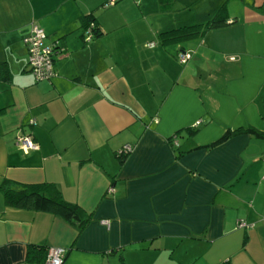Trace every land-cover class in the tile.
Wrapping results in <instances>:
<instances>
[{"label":"crops","instance_id":"0c3cea01","mask_svg":"<svg viewBox=\"0 0 264 264\" xmlns=\"http://www.w3.org/2000/svg\"><path fill=\"white\" fill-rule=\"evenodd\" d=\"M108 1L0 0V187L51 182L91 217L79 232L0 189V264H35L31 244L66 249L62 264H264V137L245 131L264 132V0H213L201 15L198 0L134 15L130 0L99 11ZM223 5V24L161 41ZM31 22L57 41L50 79L29 70ZM22 133L37 149L16 147Z\"/></svg>","mask_w":264,"mask_h":264},{"label":"trees","instance_id":"16d2710c","mask_svg":"<svg viewBox=\"0 0 264 264\" xmlns=\"http://www.w3.org/2000/svg\"><path fill=\"white\" fill-rule=\"evenodd\" d=\"M224 13L225 6L223 5L207 21L162 31L159 33L160 39L162 42H177V40L201 34L208 29L223 24L225 22ZM83 21L84 27L88 26L90 23H93L94 35L98 27L96 26V23L93 22L94 20L92 17L86 16ZM2 76L5 78L7 75L6 73H3ZM194 131L195 129L190 130V132ZM245 131H248L258 137H264V132L252 128H247ZM239 132H241L240 129L228 130L212 145H215L218 142H221ZM126 155H121V158L125 157ZM0 189L4 195L6 204L51 212L52 214L60 216L74 224L79 232L89 223L91 219L90 214L86 212L80 205L65 200L57 186L51 182L28 183L15 187L14 183L11 181L4 180ZM48 249L49 247L43 244L29 245L26 251V261L29 263L44 264ZM65 255L66 252L64 254V258ZM216 264H231V262L226 260Z\"/></svg>","mask_w":264,"mask_h":264},{"label":"built area","instance_id":"2783aa9c","mask_svg":"<svg viewBox=\"0 0 264 264\" xmlns=\"http://www.w3.org/2000/svg\"><path fill=\"white\" fill-rule=\"evenodd\" d=\"M115 0H110L106 6L114 4ZM84 38L90 41L93 38V23H90L84 28ZM46 34L44 30L36 23H30L28 34L23 38V43L27 48L28 67L36 81L50 79L55 75L53 67V54L58 51L57 41L46 43ZM148 46H153V43H148ZM191 56L188 51H178L177 57L180 63H185ZM33 124L34 121L30 120ZM16 147L28 152L31 149H37L38 145L29 133L19 134L15 138ZM131 146L126 145L119 151V155H126L130 152ZM244 220H238L236 226L243 228L248 226ZM66 249L62 247H49L47 257L44 264H62Z\"/></svg>","mask_w":264,"mask_h":264},{"label":"rangeland","instance_id":"374dc122","mask_svg":"<svg viewBox=\"0 0 264 264\" xmlns=\"http://www.w3.org/2000/svg\"><path fill=\"white\" fill-rule=\"evenodd\" d=\"M123 1H125V0H115V2H114L115 4H112V6L107 7V8H105L103 6H100L99 11H102V12L108 11L109 9H113L114 6H117L116 9H119L120 6H121L120 3L123 2ZM212 1L213 0H198L197 2L192 4V9L190 10V14L191 15H195V14L198 13V15H201L205 11L207 12V8H208V10H214L213 8H218V6H219L218 4H220V3L217 4V2H219V1H215L214 3ZM131 2H132V4H131ZM229 2L230 3L228 5H229L230 9L234 10V11H237L238 8L236 6L234 7V4H237V2H235V0H230ZM125 3L127 5H125L124 2H123V4L125 5V7H123V8H125L128 11V13L132 14V15L139 14L141 11H148L149 9H152V8L155 7V1H153V0H145L144 4L141 2V0H130V1H125ZM179 4L180 3H177V5H179ZM215 4H217V5H215ZM105 6H106V4H105ZM165 15H166V19H168L173 14L170 12V13H166ZM201 17H203V16H201ZM170 24H172V23H170ZM45 42H48L47 39H45Z\"/></svg>","mask_w":264,"mask_h":264}]
</instances>
